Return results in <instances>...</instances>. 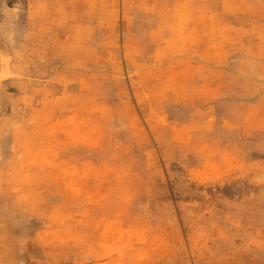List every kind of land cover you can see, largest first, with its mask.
Wrapping results in <instances>:
<instances>
[{"label": "rangeland", "instance_id": "374dc122", "mask_svg": "<svg viewBox=\"0 0 264 264\" xmlns=\"http://www.w3.org/2000/svg\"><path fill=\"white\" fill-rule=\"evenodd\" d=\"M0 264H264V0H0Z\"/></svg>", "mask_w": 264, "mask_h": 264}, {"label": "bare ground", "instance_id": "6f19581e", "mask_svg": "<svg viewBox=\"0 0 264 264\" xmlns=\"http://www.w3.org/2000/svg\"><path fill=\"white\" fill-rule=\"evenodd\" d=\"M260 261V260H259Z\"/></svg>", "mask_w": 264, "mask_h": 264}]
</instances>
